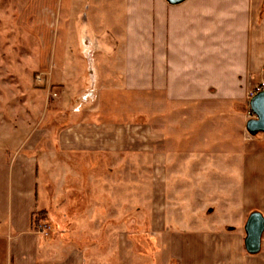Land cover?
Returning a JSON list of instances; mask_svg holds the SVG:
<instances>
[{"label":"crops","instance_id":"0c3cea01","mask_svg":"<svg viewBox=\"0 0 264 264\" xmlns=\"http://www.w3.org/2000/svg\"><path fill=\"white\" fill-rule=\"evenodd\" d=\"M27 6L43 22L41 67L71 101L55 143L42 119L2 131L0 264H264L239 226L246 159L264 157L242 111L264 79V0ZM60 35L109 48L57 55Z\"/></svg>","mask_w":264,"mask_h":264},{"label":"rangeland","instance_id":"374dc122","mask_svg":"<svg viewBox=\"0 0 264 264\" xmlns=\"http://www.w3.org/2000/svg\"><path fill=\"white\" fill-rule=\"evenodd\" d=\"M28 3L29 0H0V146H3L4 143L2 131L10 127L9 122L16 123L23 119L28 120L30 133L35 128L34 122L42 119L44 121L42 133L47 134L46 137L50 140L47 144L55 143L52 136L64 127H61L57 122H52L62 119L64 121L61 123L65 126L67 118L63 112L69 110L70 107L69 104L66 107L65 105L71 99L60 95L59 100H57V95L54 93L56 91L60 94L58 87H62L64 84L56 83L57 80L51 75L50 69L46 70L45 67H41L42 48L38 36L39 31L43 29L41 28L43 22L40 18H36L40 13L29 12ZM82 14L84 13L78 12L76 14L77 19ZM63 23L62 21L59 26L61 32L63 31ZM65 40L61 35L57 38L55 42L57 55H63L65 52H73L79 56L94 52L97 55L100 51L106 52V49L109 48L106 45L101 46V48L81 45V41L69 46L65 44ZM78 79L80 85L81 78ZM83 79L88 80L87 77ZM257 79V81L261 80L260 77ZM260 82L253 85L250 92ZM93 95L94 92L89 90L84 97L90 100ZM242 111L245 119L254 117L248 103H245ZM94 119L98 118L94 116ZM256 136L263 137L264 135L259 133ZM9 140L13 143L17 141V138ZM8 143L10 142L8 141ZM245 166H248L249 171L245 177V185L250 186V203H245V209L248 213L245 216H248L252 211H261L264 214V157L254 160L252 156L251 163L249 164L248 159H246ZM248 175L249 178L247 179ZM140 207H143L142 210L140 209L141 213H145V206ZM213 211L225 214L223 212L226 210L213 205ZM227 213V216H237L236 219L240 216L237 212V206H235L234 213ZM146 217V213L144 216H139L138 222L145 223ZM246 219L239 222L241 229ZM262 249H264V241Z\"/></svg>","mask_w":264,"mask_h":264},{"label":"water","instance_id":"95a60500","mask_svg":"<svg viewBox=\"0 0 264 264\" xmlns=\"http://www.w3.org/2000/svg\"><path fill=\"white\" fill-rule=\"evenodd\" d=\"M171 4H178L185 0H167ZM250 109L254 114L246 122L247 131L251 136L264 133V89L255 94L249 102ZM244 246L248 253L257 254L262 250L264 235V214L261 211H252L245 223Z\"/></svg>","mask_w":264,"mask_h":264},{"label":"built area","instance_id":"2783aa9c","mask_svg":"<svg viewBox=\"0 0 264 264\" xmlns=\"http://www.w3.org/2000/svg\"><path fill=\"white\" fill-rule=\"evenodd\" d=\"M263 89H264V79L253 89V91L250 92V94H249L250 98H252L255 94L262 91ZM78 109H76V110H78ZM40 227L42 230H44L46 228L45 225H41Z\"/></svg>","mask_w":264,"mask_h":264},{"label":"trees","instance_id":"16d2710c","mask_svg":"<svg viewBox=\"0 0 264 264\" xmlns=\"http://www.w3.org/2000/svg\"><path fill=\"white\" fill-rule=\"evenodd\" d=\"M43 217H45L44 212H39V213L35 214L33 216V224H34V226H36L39 223L40 219H42Z\"/></svg>","mask_w":264,"mask_h":264},{"label":"bare ground","instance_id":"6f19581e","mask_svg":"<svg viewBox=\"0 0 264 264\" xmlns=\"http://www.w3.org/2000/svg\"><path fill=\"white\" fill-rule=\"evenodd\" d=\"M37 228V227H36Z\"/></svg>","mask_w":264,"mask_h":264}]
</instances>
